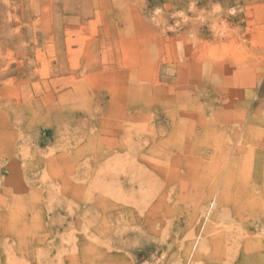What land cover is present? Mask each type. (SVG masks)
I'll list each match as a JSON object with an SVG mask.
<instances>
[{
    "label": "rangeland",
    "instance_id": "obj_1",
    "mask_svg": "<svg viewBox=\"0 0 264 264\" xmlns=\"http://www.w3.org/2000/svg\"><path fill=\"white\" fill-rule=\"evenodd\" d=\"M0 264H264V0H0Z\"/></svg>",
    "mask_w": 264,
    "mask_h": 264
}]
</instances>
